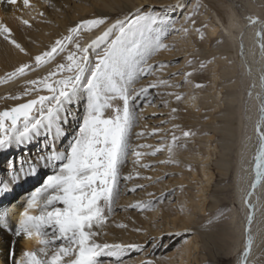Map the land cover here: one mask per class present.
Listing matches in <instances>:
<instances>
[{
    "label": "snow or ice",
    "instance_id": "snow-or-ice-1",
    "mask_svg": "<svg viewBox=\"0 0 264 264\" xmlns=\"http://www.w3.org/2000/svg\"><path fill=\"white\" fill-rule=\"evenodd\" d=\"M8 3L16 5L18 0H8ZM22 4L24 8L31 7L30 0H22ZM161 7H183V4L182 0H177L176 5ZM185 20L192 25L196 24L191 11L185 15ZM21 23L31 27L28 20H22ZM170 25L173 22L162 13L154 12L151 8L145 10L143 6L111 23L106 16L82 19L75 26L69 27L67 34L56 39L48 50L30 56L34 65L21 63L0 78V83L23 78L33 66L41 67L54 61L57 54L66 53L63 57L66 62L57 63L55 71H49L42 79L25 81L23 96L34 95V98L0 111V151L29 144L42 134L47 137L46 151L37 156L35 163L22 160L17 169L14 162H9L10 183L36 175L38 163L53 168V173L47 175L43 184L28 196L23 210L19 212L16 228L17 236L37 239L40 247L24 250L19 258L13 256L12 264H124L123 257L126 254L143 251L141 244L109 243L100 237L104 234L108 218L114 212L121 181L134 179L132 173L121 175V169L127 164L128 158L134 157V165L140 168H149L151 165L142 163V158L147 155L154 157L158 152L166 150L169 159L160 163L174 162L171 157L179 140L174 133L171 134L170 142L150 152L140 150L151 149L152 145L131 143L138 119L137 109L145 103L151 106L150 90L161 86H182L180 83L171 85L161 79L132 88L141 76L151 75L158 70L148 63L147 57L167 47L161 37L166 36L169 30H178L174 27L170 29ZM257 25L259 27L255 36L260 49L264 51V20L248 18L246 27ZM93 30L101 31L95 39L82 45L78 34ZM183 31L187 32L188 29L184 28ZM195 31L200 32V29L196 28ZM0 36L20 53L29 55L12 36L11 29L3 23H0ZM90 50H95L94 62ZM188 65L191 67L193 61L189 60ZM166 66L161 64L158 68ZM205 67L201 61L192 72H185L183 83H188L194 72ZM261 80L264 81V76ZM195 87L203 85L197 83ZM41 91L49 94L40 95ZM168 95L174 96L176 101L182 99L181 93ZM6 98L20 100L22 96ZM258 100L259 119L254 131L258 137L259 150L254 157L253 189L264 180V93L258 94ZM81 102L84 106L82 120L66 149L58 150L57 141L67 135L64 125L71 115L69 106ZM164 104L167 106L168 101L165 100ZM177 111V108H171V113ZM160 131L159 128H153L149 135H157ZM192 134L190 131L182 132L183 137ZM135 135L143 137L145 133L141 131ZM26 164L28 167H25ZM139 175V172L135 173L136 177ZM143 187L142 184H136L128 191L136 192ZM8 189L9 183L0 184V193ZM159 202H163V194ZM245 203L249 207L250 225L253 206L248 203L247 197ZM129 207L148 211L153 209L154 202L137 201ZM8 215L7 211L0 212V226L6 225ZM117 227L127 228V225L118 224ZM135 231L140 232L141 229ZM252 243L249 233L241 257L242 264H246ZM152 247H157L155 242ZM101 258L108 259L105 261ZM139 264H154V261L145 259Z\"/></svg>",
    "mask_w": 264,
    "mask_h": 264
},
{
    "label": "rangeland",
    "instance_id": "rangeland-1",
    "mask_svg": "<svg viewBox=\"0 0 264 264\" xmlns=\"http://www.w3.org/2000/svg\"><path fill=\"white\" fill-rule=\"evenodd\" d=\"M107 1L114 7V9L106 8L103 4V0H69V7H66L64 3L61 2V14L67 12L70 13L71 8H73V12L75 13L81 11L82 16L81 18H79V15L76 16L75 25L82 19H92L102 16V14L97 13V10H100L101 12H108L110 15H116L121 12L122 9L119 8L117 4L111 3L110 0ZM223 1L224 0H193L192 3L194 4H192L191 0H184L183 7H178V9L177 7L167 9H163L161 7L162 5H176V3L172 4L171 0H167L165 2L162 0H153V2L144 3L142 5L145 10L151 8L154 12L162 13L165 17L169 18L173 22V25L169 26L170 29L172 27L175 29L179 28L180 30L184 28L188 29L187 32L184 31V35L186 37V35L189 34L192 38V43L187 45V48L190 51L189 60L193 61V65L191 67L188 65L189 60H185V65L181 64V61L184 60V58L179 57L178 55L177 47L175 45L176 36L174 37L173 33L178 32V30H169L166 36L161 37L162 42L167 45V47L159 51H154L147 57L148 63L157 67L158 70L154 71L151 75L141 76L136 83L132 85V88H139L141 86H145L150 81L161 79L167 81L168 84L171 85H176L178 83L182 84L179 88L161 86L159 88L151 89V95L149 97L151 100V106H148L147 103H145L137 109L138 119L136 121V126L133 129L131 143L133 145L143 143L153 146L151 149L145 148L140 151L150 152L156 147H163L165 144L170 142L172 133L179 137V140L174 146L171 157L174 161L173 163H160L162 160L169 159V153L164 150L158 152L154 157L147 155L142 158V163L151 165L149 168H140L134 165V157L130 156L127 164L121 169L122 176L132 173L134 179L128 182L121 181L120 194L115 201L114 212L108 218L105 228L103 229L104 231H108L109 234L104 233L101 237L105 238L111 234H124L125 237H131V243L143 245V251H132L126 254L123 257L124 264H139L141 260L145 259L153 260L154 264H156V261L164 259L167 263L170 261V258L176 259L180 246L183 245L186 237L193 238L194 243H198L199 253H196L198 257L208 254L209 252H220V254L224 252L226 253L232 245L230 237L228 238L223 235L224 233H229L231 229L238 226L240 218L237 217L238 213L234 214L235 208H238V205L234 199V193L231 190V186H229L230 183H227L224 188L226 183L223 182L224 180L222 181L221 176L216 169V161L220 158V153L218 152L216 154V158L214 154H211L210 162L214 172V177L206 193L207 205L204 212L195 211L194 215L196 217L192 218V221H190L192 222L190 223V227L185 229V231H179L180 228L168 231L164 228V226H166V214L169 213L166 212L167 207H175V203H177L174 198L175 191H182L186 195H190L191 192L194 191V183L189 182L187 174L188 171L191 170V167L198 171L197 155L199 153H201V155L204 153V146L206 143L205 136L208 133L213 134L215 138L211 141L213 143H215L216 140H220V137L223 136L224 123L228 118L225 117V110L228 109L229 103L225 100V98L229 94L230 89L226 87L223 88L220 98L222 104L219 102V99L212 97L209 93L211 75L215 70L214 68H216L215 64L218 63V67H221V56L225 54L222 51L223 45L219 34H213L211 35V38L207 40L211 28L209 21L214 17V13L212 11L217 12L219 17L224 19L226 23H233V21L228 18V13L223 7V4H225ZM203 4L208 11L211 8L209 14L210 17H205L206 11L197 6ZM126 5L131 7L132 2H126ZM236 5L237 11L240 12V8L242 6L241 2H236ZM138 7H133L129 12L134 13ZM190 11L193 13V18L196 21L195 25H192L190 21L185 20V15ZM61 14L59 13L60 16ZM127 14L128 13H126V15ZM183 16L184 19H182ZM116 18H123V16L115 17L111 22H114ZM54 23H57V21H54ZM196 28H199L200 32H196ZM85 33L86 32L78 34L79 42L82 45L84 44L83 38L86 36ZM154 35L155 33H153V36ZM201 36L203 39H201ZM56 39H59V36L51 42L44 44V47L40 49L39 53L48 50ZM28 44L36 46L41 44V42L31 39ZM100 50H102V46ZM65 55L66 53H59L54 61L41 67L33 66L31 70L27 71L25 77L14 79L12 82L10 81L11 89L14 90L11 93L8 92L6 95L0 97V108L1 105L6 104L4 107H8L10 102L18 101L7 99L6 97H26L23 96L26 87L25 81L42 79V75L46 76L48 74L47 72H49V68H52L54 69L53 71H55L57 63L66 62L63 60ZM91 55L94 62L95 50H92ZM226 57H228V55ZM201 61L205 63L206 67L203 70L194 72L193 75L189 77V82L192 84L195 91L191 92V94L193 97L197 96L199 101L195 104L190 99L185 100V89L187 83H183V74L185 72H192L193 68L198 67L199 62ZM29 64L34 65V61L31 60ZM161 64L167 66L159 69L158 66ZM173 73L178 74L171 75ZM57 78L59 77H53V79ZM221 80L224 81L225 79L221 76ZM197 83L203 85V87L196 88L195 85ZM16 87L18 88L16 89ZM247 91L249 90L247 89ZM41 92L46 93V91ZM168 93H181L182 99L180 101H176L175 97L168 95ZM165 100L168 101L167 106L164 104ZM193 104L195 105L193 106ZM213 104H216L218 108H213ZM69 107L71 115L69 116L68 122L64 125L67 135L57 141L56 147L58 150L66 149L83 117L84 106L82 102L70 105ZM173 107L178 109L176 113H171V108ZM154 113L155 115H153ZM229 118L230 120H235V116H231ZM174 125H178L179 127H174ZM153 128H159L161 130L160 133L154 136L149 135ZM141 131H143L145 135L143 137H137L135 133H139ZM183 131H190L193 134L189 137H183ZM46 141L47 137L43 134L40 137H37L36 142L39 143L35 145L36 147L34 146L35 150L32 149L30 153L28 152L29 149L23 148V145L17 149L13 146V149H10L3 155V157H0V178L2 173L10 170L8 162L13 161L12 157H17V160L13 162L15 166H20L18 158L21 157L22 151H25L22 155L24 161H32L34 163L33 160L36 161L37 158L35 151L37 150L38 153L39 151L46 150L45 147H42L43 144H46ZM18 149H20V152ZM4 151H0V153ZM19 160L21 161V159ZM48 172L49 170L42 172L37 181L30 183V185L23 190H29V188L36 186L38 182L44 179L43 177ZM136 172H139V177L135 176ZM198 175H200L199 172ZM147 177H151V179H147ZM179 180H181V182H178ZM136 184H142L144 187L138 188L136 192L128 191V189L132 188ZM162 194L163 202L161 203L159 202V198ZM17 195L15 196L16 198ZM137 201H153L154 207L152 210L148 211H141L140 209L129 207L130 204L136 203ZM179 203V206L181 207V199H179ZM233 215L236 216L235 221L232 220ZM17 218L18 216L11 219L12 226L17 225ZM118 224H126L127 228H119L117 227ZM148 227L149 229H147ZM135 229H141V231L137 232ZM159 229L161 230V233H157ZM235 234L236 232L233 235L235 236ZM221 239L225 240V243L222 242L221 244L222 248H220L217 244ZM153 242L156 243V248L152 247ZM101 259L106 261L108 258ZM212 261L214 260H210L209 256L206 255L204 261L199 264H211ZM231 262L232 259L227 257L222 264H231ZM248 264H264V242L254 253Z\"/></svg>",
    "mask_w": 264,
    "mask_h": 264
},
{
    "label": "bare ground",
    "instance_id": "bare-ground-1",
    "mask_svg": "<svg viewBox=\"0 0 264 264\" xmlns=\"http://www.w3.org/2000/svg\"><path fill=\"white\" fill-rule=\"evenodd\" d=\"M103 1L106 8L114 9L107 0ZM110 1L111 3L117 4V6L122 9L120 13L110 15L108 12L97 10L98 14L110 17L108 18L109 23L113 21L115 17L126 15L133 7L153 2V0H134L135 2L132 0ZM128 1L132 2L131 7L126 5ZM162 1L165 2L167 0ZM171 1L172 4L177 3V0ZM192 1L193 0H191V3ZM61 2L64 3L66 7H69V0H30L31 7L29 8L23 7L22 0H18L16 5L9 4L8 0H0V23L5 24L11 29L12 36L29 53V55L20 53L8 43V41L0 36V78H3L7 73L13 71L14 68L18 67L21 63L29 64L31 61L30 56L34 57L38 54L40 49L44 47V44L51 42L57 36L60 38L66 35L67 29L75 26V18L77 15L81 18L82 12L79 11L75 13L73 12V8H71L70 13L61 14ZM183 2L184 0H182V4ZM223 2L225 3L223 7L228 13V18L231 19L233 23H226L224 19L219 17L217 12L212 11L214 17L209 21L211 28L207 40L211 38V35L219 34L223 45L222 51L225 54L221 56V67H218V63L215 64L216 68H214L215 70L211 75L209 93L212 97L219 99L221 103L220 98L223 88L226 87L230 89L229 94L225 98L229 103L228 109L225 110V117L228 118L224 123L223 136L220 137V140H216V142L213 143L211 142L215 139L213 134L208 133L205 136L206 143L204 146V153L202 155L201 153L197 155L198 171L191 167V170H189L187 174L189 182L194 183V191L191 192L190 195H186L182 191H175L174 198L177 202L175 203L176 209L173 206L167 207L166 212L169 213L166 214V226H164V228L168 231L177 230L179 228V231H185V229L190 227L192 218L196 217L194 215L195 211L204 212L207 205L206 193L214 177L210 162L211 154H214L216 158L217 152L220 153V158L216 161V169L222 181L224 180L223 182L226 183L224 188L227 183H230L229 186H231L234 199L238 205V208L234 207V214L238 213L237 217L240 218V223L234 229H231L229 233H224L223 235L228 238L230 237L232 242L229 251L226 253L209 252L208 254L198 257L196 254L197 252L199 253L198 243L196 242L195 244L193 238L186 237L183 245L180 246L176 259L170 258V261L167 263L164 259H161L156 261V264H199L204 261L206 255L209 256L210 260H214L211 264H222L227 257L232 259L231 264H242L241 257L243 256L244 246L248 234L250 233L253 243L246 261V264H248L254 253L264 242V180H261L254 189L252 188L255 179L254 157L259 150L258 137L254 131L255 125L259 119L260 102L258 100V94L264 93V81L261 80V77L264 76V51L260 49L255 36V32L259 26L246 27L249 17L264 20V0H224ZM236 2H241L242 4L241 8L239 7L240 12L237 11ZM197 6L206 11L205 17H210L211 8L208 11L206 7H204V4ZM39 13H43V15L41 16ZM182 19H184V16ZM22 20H28L31 27L22 24ZM52 20L55 22L57 21V23H54ZM101 30L86 32L83 43L85 44L95 39V37L100 34ZM173 33L174 37L176 36L175 45L178 55L184 58L181 64L185 65V60L188 61L190 59V51L187 45L192 43V38L189 34L185 37L183 29L180 30L178 28V32ZM31 39L40 41L41 44L31 46L28 44ZM91 52L92 50H90V54ZM227 55L228 57H226ZM53 70L54 69L49 68V71ZM221 76L225 79L224 81L221 80ZM42 77H44V75H42ZM11 82L0 83V97L14 90L11 89ZM17 88L18 87H16V89ZM247 89L249 91H247ZM185 90V100L190 99L193 103L197 104L199 102L198 97L192 96L191 92L194 91V88L190 82L186 84ZM46 93L40 92L39 94L48 95ZM31 98H34V95L31 97L26 96L16 102L13 101L14 103L10 102L8 107H4L6 104L1 105L2 109L0 108V110L3 111L11 108L15 104ZM195 104H193V106ZM213 108L217 109L218 106L213 104ZM231 116H235V120H230L229 117ZM37 143L39 142H36V139H34L31 143L23 145V148L29 149L28 152L30 153L32 149L35 150L34 146L37 145ZM15 147L17 149L20 146ZM42 147L44 148L45 144H43ZM10 149H13V147L1 152L0 157H3ZM18 150L20 152V149ZM45 151L46 150L39 151L37 153L36 150V153H34L38 156ZM24 152L25 151L21 152L18 163L24 160V158H22ZM19 159H21V161ZM12 160L16 161L17 157H12ZM33 161L34 163L36 162L35 160ZM16 167L17 169L19 168L18 166ZM25 167H28V165L26 164ZM36 169V175L21 178L15 183H10L11 169L8 172L2 173L0 178V184L9 183L8 191L0 193V212H4L5 210L9 214L6 225L0 226V264H10L12 263L13 256L19 258L24 250L38 249L40 247L37 239H26L22 236H17V225L12 226L11 222L13 217L18 216L16 220L18 223L19 212L23 210L28 196L43 184V180L47 175L53 173V168L51 166H45L42 162L36 164ZM45 170H49V172L46 173L43 180L38 182L36 186L29 188V190H23L28 187L30 183L37 181L39 175ZM198 172L200 175H198ZM178 182H181V180ZM248 193H251V195L249 196ZM16 195L17 198L15 197ZM246 197L248 203L253 206V220L250 225L248 223L249 207L248 204L245 203ZM179 199H181L182 202L181 207L179 206ZM235 219L236 216L233 215L232 220L235 221ZM147 229H149V227ZM235 232L236 234L234 236L233 234ZM103 233L109 234L108 231L104 230ZM157 233H161V230L159 229ZM129 237L130 236L125 237L124 234H111L105 238L100 237V239L109 243H131V237ZM222 242L225 243V240L221 239L220 242L217 243L220 248H222Z\"/></svg>",
    "mask_w": 264,
    "mask_h": 264
}]
</instances>
